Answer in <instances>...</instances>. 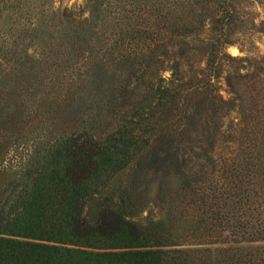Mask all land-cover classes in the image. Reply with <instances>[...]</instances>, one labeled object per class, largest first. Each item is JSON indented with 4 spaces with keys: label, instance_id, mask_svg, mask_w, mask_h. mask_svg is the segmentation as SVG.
<instances>
[{
    "label": "trees",
    "instance_id": "obj_1",
    "mask_svg": "<svg viewBox=\"0 0 264 264\" xmlns=\"http://www.w3.org/2000/svg\"><path fill=\"white\" fill-rule=\"evenodd\" d=\"M56 1L0 0V264H264V56L226 52L245 0Z\"/></svg>",
    "mask_w": 264,
    "mask_h": 264
},
{
    "label": "rangeland",
    "instance_id": "obj_2",
    "mask_svg": "<svg viewBox=\"0 0 264 264\" xmlns=\"http://www.w3.org/2000/svg\"><path fill=\"white\" fill-rule=\"evenodd\" d=\"M85 2L86 0H57L55 6L59 8L77 9L78 7H84ZM238 8L240 10L241 17L243 18L242 20L244 21V28L241 29V32L234 35V44L229 46L226 52L237 59H259L264 56V34L257 32L256 27L264 19V1L259 0L258 2L257 0H245L239 3ZM191 62L193 63L194 69L204 68V60L202 57H196ZM189 68L190 67L186 63H183L181 66V71L185 77L189 76ZM163 76L168 78L170 76L169 71H165ZM218 85L220 86V93L223 96H226V85L223 78L219 80ZM230 117V120L225 121L224 123L225 128L230 129L227 132V138L219 137L216 148L217 152H221L222 155L226 156L231 154L237 146V141L233 139V135L236 136L239 128L237 126L233 127L237 121L236 115L232 114ZM231 122L232 124H230ZM220 167H222V165ZM172 179L177 182L176 179ZM175 182H172L173 189L177 186ZM151 184H153L154 187H150L149 191L143 196V200L148 203V207H145L143 212L140 214V220L143 222H146L148 219H155V216L159 214L160 210V205L155 201L157 184L156 182ZM220 210L225 212L227 215L231 214L227 207L226 210L220 207ZM237 210L240 211V214L245 212V210L242 211V209ZM198 213L199 211L196 209H188L187 218H189L190 224L196 220L195 217L199 215Z\"/></svg>",
    "mask_w": 264,
    "mask_h": 264
}]
</instances>
